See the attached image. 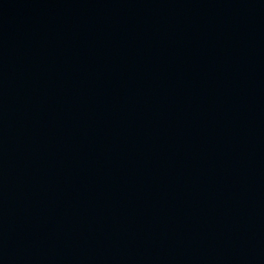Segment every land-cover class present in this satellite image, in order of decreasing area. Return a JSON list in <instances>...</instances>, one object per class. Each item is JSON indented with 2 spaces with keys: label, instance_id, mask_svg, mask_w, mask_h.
Segmentation results:
<instances>
[{
  "label": "water",
  "instance_id": "1",
  "mask_svg": "<svg viewBox=\"0 0 264 264\" xmlns=\"http://www.w3.org/2000/svg\"><path fill=\"white\" fill-rule=\"evenodd\" d=\"M0 264H264V0H0Z\"/></svg>",
  "mask_w": 264,
  "mask_h": 264
}]
</instances>
